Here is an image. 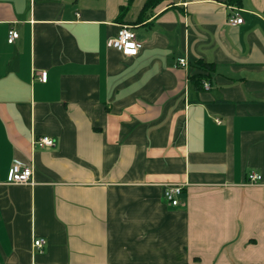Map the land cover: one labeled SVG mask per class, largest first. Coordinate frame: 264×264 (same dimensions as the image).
<instances>
[{"label": "crops", "instance_id": "crops-1", "mask_svg": "<svg viewBox=\"0 0 264 264\" xmlns=\"http://www.w3.org/2000/svg\"><path fill=\"white\" fill-rule=\"evenodd\" d=\"M146 3L0 0V264H264V0Z\"/></svg>", "mask_w": 264, "mask_h": 264}, {"label": "built area", "instance_id": "built-area-1", "mask_svg": "<svg viewBox=\"0 0 264 264\" xmlns=\"http://www.w3.org/2000/svg\"><path fill=\"white\" fill-rule=\"evenodd\" d=\"M243 18L239 15H231L228 19V24L231 26H238L243 24ZM19 38V33L15 30L9 32L8 42L10 44L14 43L15 40ZM109 48H115L119 50L126 57H136L140 52V45L137 41L135 32L131 26L122 25L118 31L115 38L110 39L107 43ZM179 64L182 67H188L186 59L179 60ZM48 79L47 72L40 74V80L46 82ZM206 88L208 87L205 84ZM33 148H51L55 146V141L50 137H40L33 138L32 140ZM34 170L33 167L24 164L20 161H14L7 183L10 185H26L33 183ZM261 180V176L251 172L248 175V182L250 184H256ZM184 187L182 185H168L164 189L165 200L173 207H178L181 205V196L183 195ZM46 241L44 238H35L33 240V250L35 254H42Z\"/></svg>", "mask_w": 264, "mask_h": 264}, {"label": "trees", "instance_id": "trees-1", "mask_svg": "<svg viewBox=\"0 0 264 264\" xmlns=\"http://www.w3.org/2000/svg\"><path fill=\"white\" fill-rule=\"evenodd\" d=\"M167 0H147L145 11H149L151 9H154L159 4ZM227 5L233 7V8H240L242 6V0H226ZM204 66V65H203ZM208 68H210L208 66ZM212 69V68H210ZM194 79V78H193ZM201 88H203V85L201 84Z\"/></svg>", "mask_w": 264, "mask_h": 264}]
</instances>
